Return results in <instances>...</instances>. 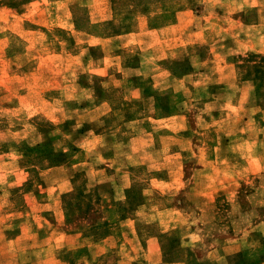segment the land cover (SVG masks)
I'll return each instance as SVG.
<instances>
[{
    "label": "rangeland",
    "instance_id": "1",
    "mask_svg": "<svg viewBox=\"0 0 264 264\" xmlns=\"http://www.w3.org/2000/svg\"><path fill=\"white\" fill-rule=\"evenodd\" d=\"M0 264H264V0H0Z\"/></svg>",
    "mask_w": 264,
    "mask_h": 264
}]
</instances>
